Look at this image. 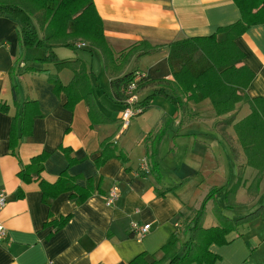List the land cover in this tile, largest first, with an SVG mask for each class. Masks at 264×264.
<instances>
[{
  "label": "crops",
  "instance_id": "0c3cea01",
  "mask_svg": "<svg viewBox=\"0 0 264 264\" xmlns=\"http://www.w3.org/2000/svg\"><path fill=\"white\" fill-rule=\"evenodd\" d=\"M92 2L104 48L56 46L44 62L34 59L45 48H23L18 24L0 16V192L7 200L0 264H131L140 255L149 264L168 260L172 240L178 257L188 243L198 245L200 260L183 264H264L260 216L234 225L225 243L199 238L193 220L210 189L220 191L205 202L202 229L219 225L218 212L243 217L235 209L260 198L259 206L264 196H247L254 171L246 168L239 181L241 161L216 127L210 100H174L168 63L171 43L236 23L238 7L232 0ZM141 42L156 49L140 54L133 47ZM234 44L251 74L247 95L264 98V24ZM134 71L146 75L138 101L147 108L122 130L112 80ZM36 157L43 158L39 173L31 167ZM144 158L151 171L141 175ZM113 185L119 198L107 207ZM132 223L150 229L138 239Z\"/></svg>",
  "mask_w": 264,
  "mask_h": 264
},
{
  "label": "trees",
  "instance_id": "16d2710c",
  "mask_svg": "<svg viewBox=\"0 0 264 264\" xmlns=\"http://www.w3.org/2000/svg\"><path fill=\"white\" fill-rule=\"evenodd\" d=\"M232 1L240 11L239 21L219 28L210 36L171 43L168 47V63L175 87L173 98L178 104L182 97H188L193 102L210 100L217 118L216 127H219V132L226 137L233 158L241 161L239 181L246 168L254 171V177L247 188V196L255 200L260 193L261 183L264 182V98H250L247 95L246 89L251 74L241 65V54L235 47L234 39L250 26L264 24V0ZM0 16H7L18 24V38L23 48H45V54L39 59H34L40 62L53 60L52 48L56 46L76 49L75 43L83 42L86 47L104 48L102 22L92 0H0ZM133 48L140 54H149L156 49L146 42H141ZM133 53L136 54L135 51ZM67 63L61 61L58 64ZM136 72L141 71L124 74L112 80V85L121 95L122 104L125 99L124 91ZM145 80L146 75L136 83L137 95ZM241 105H248L250 112L244 119L236 122ZM146 106L138 101L142 112L146 110ZM230 129L234 134L233 138L227 135ZM42 161V157L32 160L31 167L34 172L39 173L42 170ZM219 191L220 189L216 188L208 191L193 220L200 231V240L216 244L226 242L225 235L235 227L234 225L242 226L258 216L264 218V206L235 221L226 219L218 212L216 216L220 221L219 225L202 229L200 222L204 215L205 202ZM234 195V191L230 192L229 205H232ZM195 240L197 237L193 242ZM175 249L172 240L164 248L168 260L153 261L149 264H183L200 260L196 255L198 245L194 243H188L187 251L182 257L176 255ZM131 264L148 263L140 255Z\"/></svg>",
  "mask_w": 264,
  "mask_h": 264
},
{
  "label": "built area",
  "instance_id": "2783aa9c",
  "mask_svg": "<svg viewBox=\"0 0 264 264\" xmlns=\"http://www.w3.org/2000/svg\"><path fill=\"white\" fill-rule=\"evenodd\" d=\"M76 49H82L85 48L86 45L83 42H77L75 43ZM144 73L142 72H136L133 75L132 82L128 84L124 91L125 99L122 104V110L120 113L119 122L121 125V129L125 130L129 125L131 120H133L135 117L141 114L142 110L138 107V95L136 93V83L140 81L144 77ZM150 173V167L147 159H143L142 162L139 165L138 174H149ZM119 198V189L116 185H113L107 195L106 198V206L112 207L115 205L116 201ZM6 195L4 192H0V213L6 206ZM131 229L134 233L137 234L138 239H141L144 237V235L149 231L150 225L144 224L139 225L138 223H132ZM6 239V229L5 227L0 223V244Z\"/></svg>",
  "mask_w": 264,
  "mask_h": 264
},
{
  "label": "rangeland",
  "instance_id": "374dc122",
  "mask_svg": "<svg viewBox=\"0 0 264 264\" xmlns=\"http://www.w3.org/2000/svg\"><path fill=\"white\" fill-rule=\"evenodd\" d=\"M260 7V6H259ZM249 112H250V110H249V107L247 106V105H241L240 107H239V110H238V112H237V116H236V122H238V121H241L242 119H244L248 114H249ZM136 118V117H135ZM134 118V119H135ZM132 121V120H131ZM131 123V122H130ZM231 132H232V130H230ZM264 196V191H261L260 193H259V195H258V198L260 197V196ZM222 196V195H221ZM223 197V196H222ZM262 198V197H261ZM260 199V198H259ZM258 199V200H259ZM258 200L256 201V204H252V208H250V209H247V210H244V209H240V208H238V209H235V211H237V212H239V213H237L239 216H245V215H247V214H252V213H254V212H256V210L257 209H259L260 207H261V205H264V201H261V205H257L258 204ZM243 208V207H242ZM234 210V209H233ZM211 216V214H210V212H209V218H211L210 217ZM262 217H264V216H262ZM208 223H209V220L207 221Z\"/></svg>",
  "mask_w": 264,
  "mask_h": 264
}]
</instances>
